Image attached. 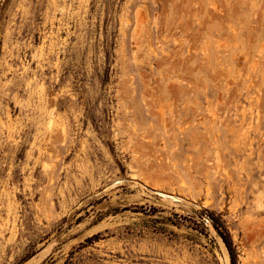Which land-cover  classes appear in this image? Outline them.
Instances as JSON below:
<instances>
[{"label": "rangeland", "instance_id": "rangeland-1", "mask_svg": "<svg viewBox=\"0 0 264 264\" xmlns=\"http://www.w3.org/2000/svg\"><path fill=\"white\" fill-rule=\"evenodd\" d=\"M225 262L264 264V0H0V264Z\"/></svg>", "mask_w": 264, "mask_h": 264}, {"label": "bare ground", "instance_id": "bare-ground-1", "mask_svg": "<svg viewBox=\"0 0 264 264\" xmlns=\"http://www.w3.org/2000/svg\"><path fill=\"white\" fill-rule=\"evenodd\" d=\"M145 26H146V25H145ZM144 29H145V28H144ZM144 29H143V30H144ZM196 114H197V111H196ZM199 115H200V114H199ZM192 116H193V115H192ZM197 117H198V116H197ZM219 240H220V239H219ZM220 243H221V242H220ZM223 249H224V247H223ZM225 253H227V252L225 251ZM225 253H224V254H225ZM228 256H229V255H228ZM225 257H226V258H224V259H227V254L225 255ZM225 261H227V260H225ZM225 264H226V262H225ZM227 264H228V263H227Z\"/></svg>", "mask_w": 264, "mask_h": 264}]
</instances>
